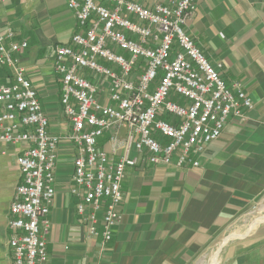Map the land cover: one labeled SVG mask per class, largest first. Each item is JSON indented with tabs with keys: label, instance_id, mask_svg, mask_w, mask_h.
<instances>
[{
	"label": "built area",
	"instance_id": "2783aa9c",
	"mask_svg": "<svg viewBox=\"0 0 264 264\" xmlns=\"http://www.w3.org/2000/svg\"><path fill=\"white\" fill-rule=\"evenodd\" d=\"M66 4L77 30L55 47L53 58L61 109L70 121L63 137L49 132L25 76L21 53L27 41L0 29V67L12 76L10 83H0V156L16 149L20 174L7 218L13 264H49L46 240L62 141L74 148L70 193L77 198V219L88 236L100 239L102 250L121 221L126 166L136 165L141 155L152 164L198 166L226 122L245 119L252 108L238 82L227 85L221 62H211L185 31L197 0H158L152 7L135 0ZM86 71L107 80L108 103L97 97L99 86ZM171 94L185 102L173 101ZM161 112L176 121L164 120ZM121 124L127 133L115 157L98 147L97 138Z\"/></svg>",
	"mask_w": 264,
	"mask_h": 264
},
{
	"label": "crops",
	"instance_id": "0c3cea01",
	"mask_svg": "<svg viewBox=\"0 0 264 264\" xmlns=\"http://www.w3.org/2000/svg\"><path fill=\"white\" fill-rule=\"evenodd\" d=\"M135 1L152 7L158 0ZM6 28L27 41L21 53L25 76L37 92L49 132L63 137L70 121L61 109L53 58L55 47L77 30L72 11L66 0H0V29ZM184 29L211 62H221L227 85L240 84L252 108L245 119L226 122L198 166L152 164L142 155L136 165L126 166L121 221L102 250L100 239L88 236L77 219V198L70 193L74 148L62 141L46 240L49 264H264V220L251 222L253 205L264 194V0H197L195 16ZM85 73L98 84L97 97L108 103L107 80ZM11 81L10 70L0 67V83ZM170 99L185 102L174 94ZM126 133L125 124L105 130L98 147L119 157ZM15 157L16 149L0 156V264H13L7 218L20 176Z\"/></svg>",
	"mask_w": 264,
	"mask_h": 264
},
{
	"label": "rangeland",
	"instance_id": "374dc122",
	"mask_svg": "<svg viewBox=\"0 0 264 264\" xmlns=\"http://www.w3.org/2000/svg\"><path fill=\"white\" fill-rule=\"evenodd\" d=\"M253 216L251 222H258L264 220V194L253 205ZM209 261L212 262V251L209 254Z\"/></svg>",
	"mask_w": 264,
	"mask_h": 264
}]
</instances>
